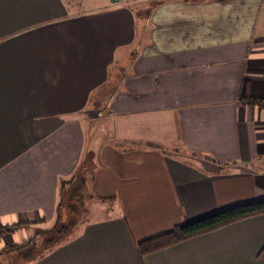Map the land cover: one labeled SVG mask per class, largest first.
<instances>
[{
  "label": "crops",
  "instance_id": "0c3cea01",
  "mask_svg": "<svg viewBox=\"0 0 264 264\" xmlns=\"http://www.w3.org/2000/svg\"><path fill=\"white\" fill-rule=\"evenodd\" d=\"M81 3L0 0V256L66 207L22 264H264V214L136 248L264 198V0Z\"/></svg>",
  "mask_w": 264,
  "mask_h": 264
},
{
  "label": "trees",
  "instance_id": "16d2710c",
  "mask_svg": "<svg viewBox=\"0 0 264 264\" xmlns=\"http://www.w3.org/2000/svg\"><path fill=\"white\" fill-rule=\"evenodd\" d=\"M259 214H264V198L234 205L200 216L194 220L175 225L167 232L137 242L136 248L139 255L144 256L185 239L213 231L230 223ZM64 230V227H61L57 232V237H59ZM8 231L9 230L0 227V237ZM54 240L55 238L48 239L47 243H52ZM17 246L18 244H10L5 246L4 249L17 248Z\"/></svg>",
  "mask_w": 264,
  "mask_h": 264
},
{
  "label": "rangeland",
  "instance_id": "374dc122",
  "mask_svg": "<svg viewBox=\"0 0 264 264\" xmlns=\"http://www.w3.org/2000/svg\"><path fill=\"white\" fill-rule=\"evenodd\" d=\"M96 2V3H95ZM131 5L134 7L137 6H142L146 7L148 0H128ZM98 3V4H97ZM109 3V0H82V3L80 4V7L83 8L84 10H87L90 7H100L101 5H106ZM95 4V5H94ZM105 121L100 119V117H93L92 118V126L95 128L96 131H99L103 126ZM102 128V129H103ZM100 132V131H99ZM102 132V131H101ZM98 134V132H95V135ZM103 139L106 141L108 140L107 136H102ZM84 199V198H83ZM64 205L67 203V197L64 198ZM79 208V207H78ZM60 220H52L49 222H46L42 225L38 226V230L36 231L35 234H32L30 237L29 242L26 247L22 246L17 248L19 251L17 252L15 250H8L5 251L4 254L0 256V264H22L24 263V259H30L35 256H37L39 253H41L44 249L47 248L46 240L55 238L57 241L63 239L66 236H70L73 233H75L81 224V222L84 220L85 217L88 216V213L86 212H70L69 210H66V207L62 208L60 211ZM61 227H64V231L61 233L59 237L58 235V230H60ZM48 230V231H46ZM46 246V247H45ZM28 249L31 250V253L27 251ZM29 252L27 255L23 256L20 255L22 253ZM29 257V258H28Z\"/></svg>",
  "mask_w": 264,
  "mask_h": 264
},
{
  "label": "water",
  "instance_id": "95a60500",
  "mask_svg": "<svg viewBox=\"0 0 264 264\" xmlns=\"http://www.w3.org/2000/svg\"><path fill=\"white\" fill-rule=\"evenodd\" d=\"M110 2L114 3V2H118V1H121V0H109Z\"/></svg>",
  "mask_w": 264,
  "mask_h": 264
}]
</instances>
